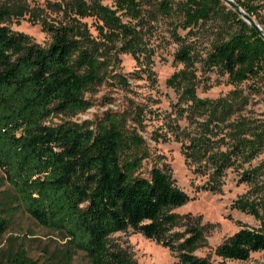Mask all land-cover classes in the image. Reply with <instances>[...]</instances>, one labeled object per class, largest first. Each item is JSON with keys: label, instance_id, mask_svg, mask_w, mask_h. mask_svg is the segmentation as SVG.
Wrapping results in <instances>:
<instances>
[{"label": "trees", "instance_id": "16d2710c", "mask_svg": "<svg viewBox=\"0 0 264 264\" xmlns=\"http://www.w3.org/2000/svg\"><path fill=\"white\" fill-rule=\"evenodd\" d=\"M233 1L264 31L255 0ZM53 6L61 21L44 23L49 43L40 47L3 25L23 18L25 10L0 0V172L10 205L60 238L63 264L76 253L88 264H134L109 242L128 231L159 243L179 264H211L194 255L202 228L173 212L188 197L161 168L141 174L147 145L123 117L110 113L92 125H44L51 115L86 110L83 93L101 84L117 53L129 55L148 77L150 41L165 33L178 45L174 62L183 66L167 84L189 102L188 116L200 118L181 152L186 163L207 174L204 189L218 192L226 170L262 155L240 172L249 190L231 205L258 225L239 229L214 255L241 262L264 252V119L248 115V93L237 88L264 82V41L220 0H58ZM84 19L98 23L94 36ZM205 23L215 27L206 31L209 49L198 58L186 39L203 32ZM195 64L225 77L234 89L215 100L198 99ZM249 89L257 92L255 84ZM177 227L183 231H172ZM7 228L1 217L0 239ZM12 244L0 252V264H38Z\"/></svg>", "mask_w": 264, "mask_h": 264}, {"label": "rangeland", "instance_id": "374dc122", "mask_svg": "<svg viewBox=\"0 0 264 264\" xmlns=\"http://www.w3.org/2000/svg\"><path fill=\"white\" fill-rule=\"evenodd\" d=\"M11 1L23 7L25 14L23 18H10L3 25L11 32L26 36L40 47L47 46L49 37L42 29L44 23L55 25L61 21L60 13L53 6L58 0ZM255 5L257 14L263 18L264 0H255ZM82 22L94 36V27L98 23L93 19H84ZM214 27L213 23H205L203 32L186 39V42L192 43L196 57L202 58L209 49L211 37L206 31ZM184 33L180 32L182 36ZM150 43L154 48L148 77L129 55L117 53L108 63L101 84L83 93V98L89 103L86 110L71 115H51L44 121V125H92L103 114L110 113L123 117L125 127L134 129L147 145L148 157L142 162L141 174L146 175L151 167L161 168L168 172L175 186L188 197L187 203L173 212L184 222L190 220L202 228V241L194 255L207 259L211 264H264V252L252 253L241 262L221 260L214 255V249L239 229L256 228L258 225L251 216L232 209L231 205L249 190V184L239 181L240 172L248 166H255L262 155L249 164L226 170L220 179L218 192L205 190L207 174L197 172L194 165L186 163L181 152V145L187 144L184 139L191 135L200 118L188 116L189 102L181 97L177 88L167 84L174 73L183 69L181 64L173 60L178 45L171 42L165 33L154 35ZM193 70L195 96L198 99L215 100L234 89L225 77L212 71L203 72L199 64H195ZM254 84L257 92L249 89ZM237 88L248 93V115L264 119V82L246 81ZM7 194L0 172V218L8 222V228L0 239V252L5 251L9 243H13L15 248L24 250L38 264H63V242L60 238L37 226L20 210H15ZM172 231L180 233L183 227ZM109 242L125 250L134 264H179L174 253L130 231L111 235ZM69 264L88 262L81 253H76Z\"/></svg>", "mask_w": 264, "mask_h": 264}, {"label": "water", "instance_id": "95a60500", "mask_svg": "<svg viewBox=\"0 0 264 264\" xmlns=\"http://www.w3.org/2000/svg\"><path fill=\"white\" fill-rule=\"evenodd\" d=\"M227 8L232 10L239 18L251 27L261 40L264 41V31L261 27L255 22V20L248 15H246L235 3L233 0H220Z\"/></svg>", "mask_w": 264, "mask_h": 264}]
</instances>
